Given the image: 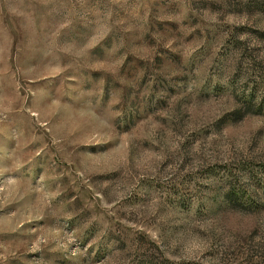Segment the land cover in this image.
<instances>
[{"label":"rangeland","instance_id":"374dc122","mask_svg":"<svg viewBox=\"0 0 264 264\" xmlns=\"http://www.w3.org/2000/svg\"><path fill=\"white\" fill-rule=\"evenodd\" d=\"M0 264H264V0H0Z\"/></svg>","mask_w":264,"mask_h":264}]
</instances>
